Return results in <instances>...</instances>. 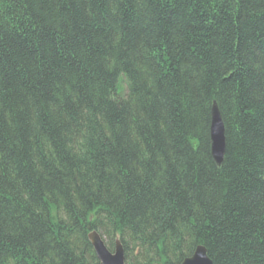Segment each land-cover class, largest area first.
I'll return each instance as SVG.
<instances>
[{
	"label": "trees",
	"instance_id": "trees-1",
	"mask_svg": "<svg viewBox=\"0 0 264 264\" xmlns=\"http://www.w3.org/2000/svg\"><path fill=\"white\" fill-rule=\"evenodd\" d=\"M93 230L264 264V0H0V264H99Z\"/></svg>",
	"mask_w": 264,
	"mask_h": 264
},
{
	"label": "water",
	"instance_id": "water-1",
	"mask_svg": "<svg viewBox=\"0 0 264 264\" xmlns=\"http://www.w3.org/2000/svg\"><path fill=\"white\" fill-rule=\"evenodd\" d=\"M210 153L214 162L220 165L225 152L224 124L215 102L210 110ZM89 241L93 247L99 264H126L124 250L119 240H115V245L110 251L100 235L95 231L88 234ZM179 264H212L208 257L206 248L203 245H197L192 255L184 258Z\"/></svg>",
	"mask_w": 264,
	"mask_h": 264
},
{
	"label": "rangeland",
	"instance_id": "rangeland-1",
	"mask_svg": "<svg viewBox=\"0 0 264 264\" xmlns=\"http://www.w3.org/2000/svg\"><path fill=\"white\" fill-rule=\"evenodd\" d=\"M122 86H124V84L122 83ZM103 239V238H102ZM109 249V248H108ZM110 250V249H109Z\"/></svg>",
	"mask_w": 264,
	"mask_h": 264
},
{
	"label": "bare ground",
	"instance_id": "bare-ground-1",
	"mask_svg": "<svg viewBox=\"0 0 264 264\" xmlns=\"http://www.w3.org/2000/svg\"><path fill=\"white\" fill-rule=\"evenodd\" d=\"M115 245V244H114Z\"/></svg>",
	"mask_w": 264,
	"mask_h": 264
}]
</instances>
